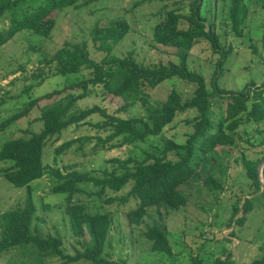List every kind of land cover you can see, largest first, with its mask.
Returning a JSON list of instances; mask_svg holds the SVG:
<instances>
[{
    "label": "rangeland",
    "instance_id": "1",
    "mask_svg": "<svg viewBox=\"0 0 264 264\" xmlns=\"http://www.w3.org/2000/svg\"><path fill=\"white\" fill-rule=\"evenodd\" d=\"M27 4L37 5L40 0H27ZM86 0H81V2ZM83 10L68 9L55 18V27L48 38H41L28 31L17 33L9 42L0 47V126L10 117L23 112L30 102L37 101L24 117L0 129V150L11 140L28 137L42 129L39 121L41 109L60 101L70 91L60 96L45 99V95L80 81L87 73L78 75H51V68L45 65L65 42L77 43L87 40L96 23L108 22L125 17L130 32L122 42L113 46L112 53L121 56L134 52L139 63L145 65H166L178 63L177 50L156 46L151 43L149 28L154 23L153 14L166 4L161 0H89ZM183 2V14H188V4ZM249 16L243 26V35L236 38L230 34L227 23V6L213 0H204L201 15L208 19L206 30H213L219 36L220 51L214 52L211 45L203 41L188 55V67L204 77L207 89L217 71V86L229 92H239L251 85L264 84V0H246ZM25 4L19 11H23ZM169 6L170 2H168ZM134 7V8H133ZM130 9H135L130 11ZM28 12V10H24ZM216 13L215 19H212ZM9 21L0 17V30L7 28ZM185 27V26H184ZM90 57L100 61L102 54L89 43ZM224 52V55L222 54ZM221 55L223 57L221 58ZM172 90H176L185 101L193 93V87L172 80L148 91L152 108H160ZM73 94H78L73 92ZM250 96H253L250 94ZM221 99L214 98L209 109L214 126H218L223 115ZM123 101L107 95L101 87L91 90L89 97L77 102L73 109L83 110L98 106L107 114L129 119L146 117L140 105L118 112ZM195 114L186 112L178 115L172 124L165 127L160 136L150 137L142 144L126 145L120 149L96 148L93 138H105L107 133L91 129L87 125L71 126L63 131L58 142L48 141L44 148V165L59 169L72 166L79 172H90L100 176L110 165L111 159L125 160L129 157L141 160L146 153L157 154L164 140H173L183 145L193 129L186 122ZM102 119L91 116L87 122ZM150 123V121H148ZM29 133V134H27ZM210 133L206 135L208 137ZM235 145H218L208 154H202L196 145L192 167L194 176L178 187V192L186 197V205L180 210L164 206L148 208L140 226H130L125 219L126 212L134 208L130 202L125 206L118 203L107 205L108 197L125 195L130 186L118 194L107 192L102 197L91 195L92 186L86 187L85 194L74 195L71 203H82L89 214L108 213L112 219L105 254L113 264H251L264 256V194L255 193V187L247 178L243 162L262 160L264 157V120L258 124L244 125L236 133H228ZM81 137L91 138L81 147L75 144L65 155L56 156L54 149L61 144ZM118 138L112 144H118ZM80 148V149H78ZM157 148V150H154ZM8 162H0V170L10 167ZM65 172V171H63ZM213 177L222 189L209 190L204 187V179ZM58 183L48 177L33 182L30 196L35 207L31 223L32 234L42 239L57 237L62 242L66 256L74 255L76 239L72 236L69 219L65 214L67 195L55 194L51 190ZM90 194V195H89ZM28 198L27 188H16L0 173V240L4 234V215L23 207ZM233 207L238 213L233 216ZM159 227L165 234L171 255L153 252L152 243L143 235L151 227ZM76 240V241H75ZM61 257L45 256L32 246L8 249L0 253V264H63ZM72 264H90L80 261Z\"/></svg>",
    "mask_w": 264,
    "mask_h": 264
},
{
    "label": "trees",
    "instance_id": "2",
    "mask_svg": "<svg viewBox=\"0 0 264 264\" xmlns=\"http://www.w3.org/2000/svg\"><path fill=\"white\" fill-rule=\"evenodd\" d=\"M161 1L166 4L153 14L154 23L149 28L150 40L156 46L177 50L178 63L145 65L136 60L132 51L121 56L114 55L113 46L122 42L130 32V25L122 16L101 24L98 22L89 32V43H93L95 51L103 55L100 61L90 57L87 40L77 43L65 42L45 61V68H51V75L74 76L85 71L87 77L62 90L45 95V99L51 100L52 97L70 91L57 103L41 109L39 121L42 123V129L38 133H27L28 137L8 141L0 150V162L11 164L10 167L0 170L2 176L14 187H25L28 190L24 206L4 215L0 253L30 245L45 256L61 257L64 259L63 264L80 261L90 264H113L105 254L112 226L111 216L108 213H87L84 204L71 203L74 195L87 193L85 190L88 186L96 189L91 195L100 197L107 192L118 194L130 186L125 195L108 197L105 203H118L119 206L130 202L135 204L134 208L126 212L125 219L128 225L138 227L142 224L148 208L164 206L176 211L185 207L186 197L177 189L194 176L192 163L199 140L202 144L198 150L206 155L218 145L234 146L235 140L228 133H236L244 125L258 124L264 120V84L260 87L251 85L250 88L239 92H229L217 86L216 71L210 81L211 88L207 89L204 77L189 69L188 55L201 42H208L214 52L220 51L219 36L211 29L206 30L208 18L201 15L204 0ZM185 1H190L187 7L189 13L186 15L182 13ZM27 2L0 0V17L9 21V26L0 30V47L22 31L48 38L55 27V18L59 12L68 9L83 10L91 3L89 0H40L37 5ZM218 3H225L227 6L226 25L230 27V34L241 38L243 26L247 23L250 13L246 0H213L215 7ZM25 4L27 5L20 12ZM24 10L28 12L25 13ZM210 17L215 19L216 13ZM222 54L224 55V52ZM172 80L193 87L191 97L184 101L176 90H172L159 109L152 108L148 91ZM96 87H101L107 95L123 101L118 112H126L138 104L147 116L124 120L107 114L98 106L83 110L73 109L77 102L89 97L91 90ZM214 98L224 101V116L218 126H214L209 113ZM36 102H30L23 112L8 118L0 129L3 130L24 117ZM186 112H193L195 115L186 122L193 132L183 145L173 140H164L163 147L157 154L146 153L141 160L131 157L125 160L111 159L107 162L110 167L99 172L100 176L79 172L72 166L59 169L42 162L47 142L52 139V142H58L61 133L71 126L87 125L93 130L107 133L105 138H93L96 140L95 147L101 149L107 146L113 150L126 145L142 144L147 138L160 136L165 127L172 124L178 115ZM91 116H98L102 120L87 122ZM208 133L210 135L206 137ZM122 137L118 144H112ZM90 141L91 138L88 137L70 140L54 149V154L65 155L75 144L78 143L81 147ZM260 161L258 159L243 162L247 178L256 189L254 194L260 192L257 177ZM262 176L264 180V166ZM43 177L52 178L58 183L52 188L53 193L67 195L65 214L78 246L72 256L63 253L62 242L57 237L42 239L32 234L31 223L35 207L30 199V185ZM203 185L209 190L222 189L220 183L211 176L204 179ZM237 213V207H233V216ZM143 237L152 243L153 252L171 255L165 234L159 227H151ZM228 263L226 260L223 264ZM251 264H264V256Z\"/></svg>",
    "mask_w": 264,
    "mask_h": 264
},
{
    "label": "water",
    "instance_id": "3",
    "mask_svg": "<svg viewBox=\"0 0 264 264\" xmlns=\"http://www.w3.org/2000/svg\"><path fill=\"white\" fill-rule=\"evenodd\" d=\"M263 166H264V157L260 161L259 166L257 168V177H258L259 184H260V194H262V195L264 194V180H263V176H262Z\"/></svg>",
    "mask_w": 264,
    "mask_h": 264
}]
</instances>
